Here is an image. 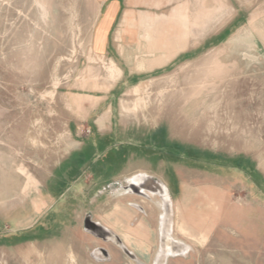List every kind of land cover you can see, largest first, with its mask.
<instances>
[{"label":"rangeland","instance_id":"1","mask_svg":"<svg viewBox=\"0 0 264 264\" xmlns=\"http://www.w3.org/2000/svg\"><path fill=\"white\" fill-rule=\"evenodd\" d=\"M107 133L97 185L58 169ZM164 230L163 264H264V0H0V264H156Z\"/></svg>","mask_w":264,"mask_h":264},{"label":"crops","instance_id":"2","mask_svg":"<svg viewBox=\"0 0 264 264\" xmlns=\"http://www.w3.org/2000/svg\"><path fill=\"white\" fill-rule=\"evenodd\" d=\"M121 72L122 74L124 73V71ZM110 111V108H108V111H106V113ZM102 121L103 119L100 120V118L97 117L96 121L93 122V126L100 130L104 129L103 126L105 125L102 123ZM130 138L131 137H129L127 141L124 140L123 142H116V138L112 136L111 133H107L105 135H102L101 137H98L95 140H88L87 142L84 141L82 144L84 145L83 148H75L69 151L62 158L57 167L59 170L61 169L62 171H64L67 177H74L76 178L75 180H81V178L83 177H88L92 182L94 181V183H96L97 185L98 171L100 169L102 170L120 168V165H124L125 162L129 161V152L127 151L128 149H130L129 147L132 144V140ZM153 144H156L158 147L163 146L164 149H172L173 145L175 147V143L173 144L171 140H167V142L164 143H159L157 141L156 143H152V146L146 143V147H152L153 150H156V147H154ZM142 177H145V180L138 184L137 181H140ZM112 178L114 177L112 176ZM146 182L147 177L142 174L132 178L131 180V184L137 193L144 194L148 192L151 194L159 195L158 192H163V188L154 190L146 186ZM158 185L160 187L161 183Z\"/></svg>","mask_w":264,"mask_h":264},{"label":"bare ground","instance_id":"3","mask_svg":"<svg viewBox=\"0 0 264 264\" xmlns=\"http://www.w3.org/2000/svg\"><path fill=\"white\" fill-rule=\"evenodd\" d=\"M144 180H145V177H142V179H140V181H137V182H138V184H140ZM162 219L164 220L163 214H162ZM163 225H164V223H163ZM167 234H168V231L167 232H166V230L162 231L161 248H160L159 255L156 259V264H163L166 256H169V255L172 256V255L177 254V253H182L183 251L186 250V248H184V247L180 248V245L178 246V244L176 245V244L172 243V241L168 238ZM113 238L114 237L110 235L108 239H113Z\"/></svg>","mask_w":264,"mask_h":264},{"label":"water","instance_id":"4","mask_svg":"<svg viewBox=\"0 0 264 264\" xmlns=\"http://www.w3.org/2000/svg\"><path fill=\"white\" fill-rule=\"evenodd\" d=\"M93 225V224H92ZM95 227V226H94Z\"/></svg>","mask_w":264,"mask_h":264}]
</instances>
